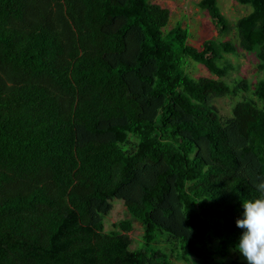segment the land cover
<instances>
[{
	"label": "trees",
	"instance_id": "16d2710c",
	"mask_svg": "<svg viewBox=\"0 0 264 264\" xmlns=\"http://www.w3.org/2000/svg\"><path fill=\"white\" fill-rule=\"evenodd\" d=\"M236 1L252 6L236 40L196 47L153 0H0V264H247L236 220L264 183V77H226L240 49L264 70V0ZM198 5L232 32L218 0ZM220 97L236 98L226 121ZM114 200L131 218L106 231Z\"/></svg>",
	"mask_w": 264,
	"mask_h": 264
},
{
	"label": "rangeland",
	"instance_id": "374dc122",
	"mask_svg": "<svg viewBox=\"0 0 264 264\" xmlns=\"http://www.w3.org/2000/svg\"><path fill=\"white\" fill-rule=\"evenodd\" d=\"M158 1V0H157ZM161 1V0H159ZM170 1L171 11V26L181 24L189 29L190 37L189 42L200 47L205 40H236L237 30L234 25L241 17L249 14L252 11L251 5H244L236 0H218L219 8L229 19L230 24L233 26L232 32L226 36H218V32L212 23L210 15L207 10L202 9L198 5L200 0H167ZM170 9V8H169ZM170 9V10H171ZM230 60L239 65L238 70L232 71L227 81L237 76H245L252 81L264 77V70L258 68V58L255 53H248L243 49L239 50V54L228 55ZM187 71L194 77H214L217 76L210 73V71L202 64L190 60L187 65ZM236 103V98L220 97L215 99V105L218 108L219 114L223 121H226L232 116V109ZM131 218L122 200L113 201L112 211L105 217V229L111 231L115 229V225L120 221ZM134 229L130 233L133 239V248L138 249L143 244L144 225L137 219H133ZM237 256L245 261L246 259L239 253ZM175 264H187L182 259L174 257Z\"/></svg>",
	"mask_w": 264,
	"mask_h": 264
},
{
	"label": "clouds",
	"instance_id": "9594fccd",
	"mask_svg": "<svg viewBox=\"0 0 264 264\" xmlns=\"http://www.w3.org/2000/svg\"><path fill=\"white\" fill-rule=\"evenodd\" d=\"M260 195L241 202L236 226L241 229L234 245L247 264H264V183L258 185Z\"/></svg>",
	"mask_w": 264,
	"mask_h": 264
},
{
	"label": "crops",
	"instance_id": "0c3cea01",
	"mask_svg": "<svg viewBox=\"0 0 264 264\" xmlns=\"http://www.w3.org/2000/svg\"><path fill=\"white\" fill-rule=\"evenodd\" d=\"M154 2H156V3H159V4H161L162 6H164V7H167V8H170L171 9V7H170V1H167V0H161V1H157V0H153ZM170 11H172V9L170 10Z\"/></svg>",
	"mask_w": 264,
	"mask_h": 264
}]
</instances>
